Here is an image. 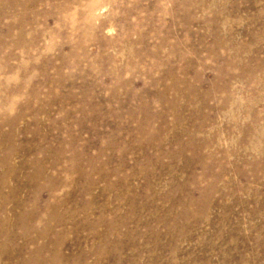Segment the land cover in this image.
Returning a JSON list of instances; mask_svg holds the SVG:
<instances>
[{
    "label": "rangeland",
    "instance_id": "rangeland-1",
    "mask_svg": "<svg viewBox=\"0 0 264 264\" xmlns=\"http://www.w3.org/2000/svg\"><path fill=\"white\" fill-rule=\"evenodd\" d=\"M0 264H264V0H0Z\"/></svg>",
    "mask_w": 264,
    "mask_h": 264
}]
</instances>
